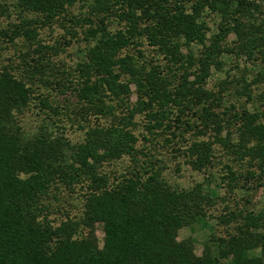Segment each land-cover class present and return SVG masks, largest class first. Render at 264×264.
Returning <instances> with one entry per match:
<instances>
[{
  "label": "trees",
  "instance_id": "trees-1",
  "mask_svg": "<svg viewBox=\"0 0 264 264\" xmlns=\"http://www.w3.org/2000/svg\"><path fill=\"white\" fill-rule=\"evenodd\" d=\"M261 2L0 0V15L17 17L0 29V39L23 40L28 48L18 72L0 70V264H264V211L226 207L208 217L218 205L208 190L211 179L190 189L170 185L158 161L139 149L136 135L137 117L146 142L167 133L182 140L190 133L194 139L184 154L194 171L211 168L220 146L232 163L249 166L245 172L225 166L220 182L230 194L263 186L264 111L248 109L264 83ZM208 14L219 19L211 38ZM56 23H65L72 38L82 28L77 83L50 79L53 48L40 41L39 31ZM196 45L202 47L197 52ZM144 47L161 62L149 60ZM223 56L244 59L242 69L239 61L226 70ZM214 72L226 78L218 93L209 87ZM53 85L61 96L74 94L81 119L88 122L84 116L91 115L99 122L86 127L81 143H72L51 119L34 131L21 123L31 108L59 113L37 94ZM125 157L133 170L112 182L104 166ZM77 186L87 187L82 216L55 225L48 200ZM211 220L234 231L220 236ZM185 228L211 232L201 255L193 238L178 240Z\"/></svg>",
  "mask_w": 264,
  "mask_h": 264
},
{
  "label": "rangeland",
  "instance_id": "rangeland-1",
  "mask_svg": "<svg viewBox=\"0 0 264 264\" xmlns=\"http://www.w3.org/2000/svg\"><path fill=\"white\" fill-rule=\"evenodd\" d=\"M8 4L10 1L7 2ZM264 11V2H261ZM74 12H77V9H74ZM261 19H264V15L260 16ZM208 24L210 26L211 32L208 34V37L217 33V24L219 23V19L216 18L215 15H209L207 18ZM17 23V17L14 13L11 14L10 17L1 16L0 15V29H5L9 27L10 24ZM65 23H56L51 28H43L39 31V39L40 41L49 47H52L53 50L49 51V58L53 59V73L50 79L53 80H62L69 84V80L77 83L79 80L80 74L77 72V65L82 60L76 54L79 50H85V45L82 40V28L79 31L78 36L74 38L67 32V29L64 27ZM69 28V26H68ZM119 27L116 26L115 29ZM235 40V35L232 34L229 37V42H233ZM70 43V44H69ZM28 46V45H27ZM34 48V47H30ZM195 51L197 52L202 47L194 46ZM28 48H26L25 44H23V40H17L15 44H8L7 40L3 38L0 39V70L2 67L13 68L17 72L19 71L20 66L22 65V57H24L25 52ZM151 48L144 47L145 55L149 60L153 62L160 63L161 59L155 54ZM30 57L37 58L38 55L34 54L32 51L30 53ZM27 60L31 61L29 58ZM223 60L226 63V70H233V67L236 66L237 62H240V68L242 69L244 64V59L236 60L233 57L223 56ZM260 64V62H259ZM252 64H248L250 66ZM51 73V72H48ZM225 74L213 73V77L209 80V87L212 88L213 91L218 93L220 91L219 84L225 80ZM259 88L254 90L253 99L254 101L248 105V109L251 112H259L264 111V101H259L257 98L261 94L264 95V83L259 84ZM133 91L135 89L133 88ZM42 95L43 98L48 99V104L52 108L59 107V113L56 115L47 110H41L38 108H31L26 114L21 117V123L27 131H34L37 129L39 125L45 120L51 119L54 122V125L59 127H63L65 129V135L69 138V140L74 143H81L84 140L86 127L88 126H96L99 122L95 120V118L91 115L84 116L88 118V122L84 119H81L79 114L80 105L78 100L75 98L74 94L69 92L65 96H61L60 91L53 85L52 90L41 87L40 91L37 93ZM137 99L136 95H133L132 101L135 102ZM242 105H245V99L242 101ZM39 105V101L34 102ZM236 103V102H235ZM230 106L229 103H226L225 106ZM241 104H237L236 106L240 109ZM224 106V107H225ZM61 107V108H60ZM122 111V110H120ZM223 111V108H221ZM78 113V114H77ZM123 113V112H122ZM188 118L191 119V115H188ZM142 118L137 117L136 123L138 127H142L141 123ZM100 123L107 125L108 121L102 119ZM136 130V135L139 138L138 147L139 149H143L144 153L148 154L147 157H152V160L158 161L157 165L163 169V176L168 181V183L172 186H177L181 189H190L195 184L204 181V179H211L212 185L208 188V190L215 192V197L218 198V202L214 208H212L208 217H214L216 215H221L222 212H225L226 207L241 209L249 207L251 210L256 213L260 211H264V184L259 188H256V184H253V190L248 192L243 190H237L235 193L230 194L227 187H223L220 182V177L225 175V166L226 165H234V168L238 171L245 172L246 169L249 168L248 162L243 163H232L231 157L220 147L216 146V158L214 160V165L209 168L204 173H199L194 171L191 166L187 164V158L185 157L184 150L193 141V136L190 133H185L184 138L179 139L177 136L175 139H172L173 135L160 134L157 139L151 143L146 142L142 136V130ZM179 134V132H177ZM167 138L172 139L169 142L166 140ZM179 150L180 152H177ZM140 161L143 163L145 158L142 156L139 157ZM141 163V164H142ZM140 164V165H141ZM134 168V164L131 163L129 158H123L120 161L108 163L104 166V170L108 173L111 178V181L114 182L115 179L121 178L127 172L132 171ZM74 192H70L62 189L59 192H56L55 196L51 195L50 200H48V205L50 207V219L55 223V225H60L62 222L66 221L68 218L70 219H78L82 216L83 207H84V197L87 193L86 186H77L74 189ZM211 225L215 228V232L224 236L228 232H233L232 228H220L215 227V221L211 220ZM228 231V232H227ZM211 232L209 230L201 231V232H192L189 228H185L179 231L178 240H186L188 238H193L196 241V253L197 255H201L203 252V243L210 236ZM96 235L99 240L100 247L103 246L104 232L103 225L98 224L96 227Z\"/></svg>",
  "mask_w": 264,
  "mask_h": 264
}]
</instances>
